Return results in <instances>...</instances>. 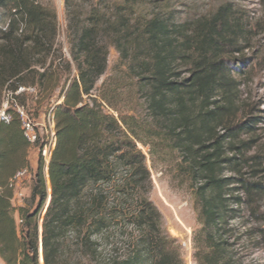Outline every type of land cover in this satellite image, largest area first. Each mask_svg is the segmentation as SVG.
Listing matches in <instances>:
<instances>
[{"label": "trees", "instance_id": "1", "mask_svg": "<svg viewBox=\"0 0 264 264\" xmlns=\"http://www.w3.org/2000/svg\"><path fill=\"white\" fill-rule=\"evenodd\" d=\"M149 1L96 0L83 14L75 0H65L78 74L55 110L49 188L41 160L32 188L37 208L20 207V225L9 179L27 166L31 144L19 113L14 111L8 123L0 120V257L5 264H184L179 243L161 228L156 206L143 198L134 208L136 189L151 178L136 144L144 123L122 111L106 91L93 93L107 70L109 46L120 53L146 100L155 125L150 136L179 152L191 180L203 231L200 243L194 240L198 264H222L232 206L263 192L262 183L240 175L239 157L229 156L240 149L234 142L241 91L222 57L229 53L227 45L235 44L226 37L234 38L241 23L231 20L228 7L210 19L188 22L174 20L171 13L145 15L139 7ZM56 31V10L40 0H0V86L34 65L45 66ZM46 75H39L41 83ZM228 169L240 176H227ZM49 193L41 257L39 218ZM132 226L137 235L129 232Z\"/></svg>", "mask_w": 264, "mask_h": 264}, {"label": "rangeland", "instance_id": "2", "mask_svg": "<svg viewBox=\"0 0 264 264\" xmlns=\"http://www.w3.org/2000/svg\"><path fill=\"white\" fill-rule=\"evenodd\" d=\"M95 1L75 0V7L79 13L84 14ZM40 2L57 12V31L51 54L45 66L34 65L30 71L26 70L0 86V120L3 111L12 116L14 111L19 113V109L24 108L26 116L35 123L40 135V143L27 149L30 173L13 191L12 203L19 225L20 207L31 211L37 208V200L32 198V188L41 160L49 188V164L46 167L39 146L43 141H50L53 131L56 132L55 110L63 102L78 74L72 48L74 32L68 28L65 0ZM102 7H105L104 3ZM221 7H228L231 20L240 22L242 27L234 38L226 37L228 43L230 41L235 44L227 45L225 51L229 53L222 57L233 70L241 91L239 113L235 120L237 137L234 142L240 149L229 156L239 157L242 177L263 185V192L252 194L246 204L239 208L232 206L236 210L231 212L226 221L229 245L222 264H264V0H152L141 5L139 10L145 15L171 13L174 20L188 22L210 19ZM1 37L0 33V39ZM237 49L241 51L235 52ZM44 71L47 75L41 83L39 75ZM135 85L129 78L120 53L114 46H109L107 70L97 81L93 93L99 96L101 91H106L122 111L135 115L144 123L143 128L138 130L141 140H136V144L145 156L151 178L136 189L134 208L141 205L143 198L153 203L160 212L162 230L179 243L184 264H198L194 257V240L196 238L199 244L203 231L198 221V202L194 188L187 172L180 165L179 152L173 150L169 144L161 142L158 137L150 136L155 125L150 119L146 100ZM16 86L18 88L14 92ZM21 87L26 89L19 92ZM104 107L107 112L118 117L114 109L105 103ZM8 109H12V113ZM241 142L243 143L240 144ZM225 174L231 177L240 176L229 169ZM236 187L241 188L237 185ZM237 194L242 195L241 192ZM50 199L49 193L39 218L41 257L42 224ZM248 206L254 209L249 211L246 208ZM129 232L137 235L138 228L132 226ZM116 240L120 243V236H116ZM0 264H5L1 257Z\"/></svg>", "mask_w": 264, "mask_h": 264}, {"label": "built area", "instance_id": "3", "mask_svg": "<svg viewBox=\"0 0 264 264\" xmlns=\"http://www.w3.org/2000/svg\"><path fill=\"white\" fill-rule=\"evenodd\" d=\"M25 89L26 88L21 87L19 92L24 91ZM19 113L21 114L20 117L22 119V129L25 138L28 140V142L31 145L34 144L36 145L40 143V135L37 132L35 123L30 118H28V116H26V112L24 108H20ZM1 120L8 123L11 120V115L7 114L6 111H3L1 113ZM56 141H57L56 132L53 131L51 140L47 142L43 141V143L39 146V150L42 154V159L45 162L46 167L50 163L52 153L56 145ZM29 173L30 170L28 166L17 170L14 173V175L9 179V187L12 188L13 191H15L21 180L24 177H26V175H28Z\"/></svg>", "mask_w": 264, "mask_h": 264}]
</instances>
